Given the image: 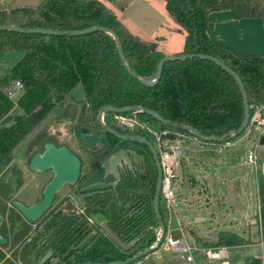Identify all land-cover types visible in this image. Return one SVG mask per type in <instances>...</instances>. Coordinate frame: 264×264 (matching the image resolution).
<instances>
[{"label": "flooded vegetation", "instance_id": "1", "mask_svg": "<svg viewBox=\"0 0 264 264\" xmlns=\"http://www.w3.org/2000/svg\"><path fill=\"white\" fill-rule=\"evenodd\" d=\"M242 1L216 0V8L210 10L229 7L235 18L258 16L252 14V6L244 14H238V6L232 3ZM206 32L208 34L207 27ZM160 55L157 62L162 57L185 54L160 52ZM124 60L128 66L132 62L127 63L125 55ZM186 60L166 61L162 68L170 62L169 71L174 74ZM155 67L152 76L144 78L129 66L138 77L149 80L154 79ZM122 70L126 81L130 75L123 67ZM161 72L156 84L151 86L156 87L155 90L160 89ZM171 82L169 102L159 98L158 90L152 109L143 104H127L126 84L122 86V93L101 103L89 101L83 88L75 85L58 103L61 107L59 126L35 134L27 141L21 155L3 157L0 181L9 178L10 189L6 197L0 193V238L4 240L0 242V264H152L147 262L148 256L159 249L161 242L156 250L129 260L152 247L161 232L154 210L155 197L165 233L167 222L160 193L163 166L171 157L170 170L176 176L177 158L182 153L176 145L194 135L189 130L165 126L151 116L150 119L141 110L111 109L143 107L163 120L189 126L172 121L171 115L164 112L165 107L172 105L171 97L175 101L173 95L178 87ZM77 88L83 93L80 99L73 96ZM155 134L162 140L168 156L162 155L154 140ZM47 144L54 150L61 149L63 154L53 155L49 160L51 164L42 169L32 168L31 160L34 156L42 158ZM56 173L60 176L71 173L72 178L63 179L46 198V186ZM41 203L42 209L31 210L30 216L18 207L32 209Z\"/></svg>", "mask_w": 264, "mask_h": 264}, {"label": "trees", "instance_id": "2", "mask_svg": "<svg viewBox=\"0 0 264 264\" xmlns=\"http://www.w3.org/2000/svg\"><path fill=\"white\" fill-rule=\"evenodd\" d=\"M165 1L168 12L188 28L181 53L218 58L240 78L248 104L263 101L264 57H239L213 43L206 32L205 10L216 8V0ZM130 2L109 0L111 9L97 0H42L35 6L10 9L0 3V25L58 31L105 26L118 37L122 52L129 60L127 63L132 61L130 68L138 76L148 78L153 74L160 52L152 49V43L145 44L130 33L112 10H122ZM9 51L24 54L14 66L0 74V161H4L3 157L6 159L20 139L75 85L83 88L89 101L101 103L122 93V86L126 84L127 104H143L152 109L158 90L159 98L169 102L168 89L172 81L178 87L173 95L175 101L171 97L172 105L165 107L164 112L171 115L172 121L187 124L203 136L226 134L237 129L242 119V102L234 78L210 61L188 59L180 63L174 74L170 72L171 63L164 64L160 89L155 90L156 87L143 86L128 75L125 81L114 42L103 32L61 36L1 30V64L5 63L3 56ZM15 81L22 84L23 90L14 104L6 97L5 90ZM14 105L22 112L9 117ZM9 120L11 124L5 125ZM256 199V218L264 241V180L256 184ZM191 233L203 247L243 244L241 236L228 231H213L204 238L199 237L196 230ZM254 261L260 264L259 259Z\"/></svg>", "mask_w": 264, "mask_h": 264}, {"label": "rangeland", "instance_id": "3", "mask_svg": "<svg viewBox=\"0 0 264 264\" xmlns=\"http://www.w3.org/2000/svg\"><path fill=\"white\" fill-rule=\"evenodd\" d=\"M42 0H0V3L7 9L13 7L35 6ZM106 7H110L109 0H98ZM226 2V1H225ZM223 2V4L225 3ZM238 6L237 13L242 15L248 10L249 6L253 7L255 15L264 18V0H244L240 3H232ZM170 6V4H169ZM247 8V9H246ZM149 13H136V22L141 20L151 21L164 19L165 15L162 10H148ZM118 19L119 13H114ZM171 15V14H170ZM172 16V15H171ZM177 22L176 31L187 34L188 28L172 16ZM132 23L127 22L132 31H137L138 27L131 17ZM143 43H149L140 40ZM149 45V44H147ZM162 50L166 53L169 50L178 47V41L172 38L170 42L164 44ZM153 50H157V45L153 44ZM22 51H9L3 56L4 64L0 63V74L11 68L23 56ZM264 57V56H263ZM1 76V75H0ZM11 87V86H10ZM14 104L16 99H13ZM21 110L14 105L9 111L8 116L12 117L16 114H21ZM61 107L58 103L43 117L29 132L23 136L20 141L11 149L9 154L12 156L19 155L21 150L26 145L27 141L35 134L43 132L51 128H56L60 123L59 118ZM129 116H132L129 115ZM9 120L5 125L11 124ZM258 129L255 128L252 132L240 138L232 146L221 147L215 142L201 141L192 142L189 140H181L176 147L182 150L180 157L177 158L176 176L172 179L175 195L178 199L173 202V210L164 209V221L167 222V228H171L169 234L181 239L183 236L189 244L196 242L192 236V231H197L199 237H206L203 229H209L211 225L204 219L205 213L202 212L206 199L212 201L213 196L219 194V182L226 181L232 183L234 194L237 201L241 202L243 212L234 213L230 210H223L219 216L224 219H233V225H227L226 229L230 232L242 237L243 244L237 246H227V257L222 261L225 264H256L255 259L260 260V264H264V241L260 237L259 221L256 218V184L259 180H264V174L259 168V163L256 168L254 165L248 164L245 161V155L249 150L254 148L255 138L257 137ZM230 141L237 139L236 137L229 138ZM21 155V154H20ZM263 160V159H262ZM262 160H259L261 162ZM202 198V199H201ZM182 199V200H180ZM200 199V200H199ZM227 208V204L225 205ZM248 215L250 218H245ZM201 216L202 221L197 219ZM178 219L182 231L175 225V220ZM250 219V220H248ZM230 227V228H229ZM202 246V245H201ZM139 247H137L138 249ZM160 246L159 250L149 254L147 262L152 264H170L180 258L179 255H172L168 250ZM136 250V249H135ZM196 255V254H195Z\"/></svg>", "mask_w": 264, "mask_h": 264}, {"label": "water", "instance_id": "4", "mask_svg": "<svg viewBox=\"0 0 264 264\" xmlns=\"http://www.w3.org/2000/svg\"><path fill=\"white\" fill-rule=\"evenodd\" d=\"M206 19L207 21V31L210 39L213 43L220 45L223 48L228 49L235 55L239 57H263L264 56V21L259 16H243L235 18L233 16V11L229 7L216 9V10H210L206 9ZM1 30H11L18 33H39V34H50V35H67V36H76V35H82L87 34L91 32H103L107 35H109L115 45L116 53L119 59V62L121 66L126 70V72L133 77L135 80H137L141 85L146 87H151L158 81L160 77L161 68L164 62L166 61H175V60H185V59H201L206 60L214 63L221 69H223L226 73H228L230 76H232L238 86V90L241 97L242 102V119L240 122V125L235 130H230L226 134H223L221 136H202L200 135L196 130L189 126L185 125H179L174 124L171 122H168L166 120H163L160 118L156 113L153 111L143 108V107H137V106H128L120 109H111L118 112H128V111H135V110H141V112L147 114L148 116H151L155 119H157L160 123H162L165 126H170L177 129L182 130H189L195 137H198L202 141H208V142H222L226 139L227 135H239V133L244 128L247 118H248V102L246 98V93L243 87V84L238 77V75L231 70L227 65L222 63L218 58L213 57L208 54H185V55H178V56H168V57H162L156 64L155 67V76L153 80L144 79L138 77L125 63L124 55L122 52L121 44L116 36V34L109 28L105 26H97L93 25L90 27H86L80 30H74V31H58V30H49V29H42V28H21L15 25H0V31ZM83 95L80 88H77L73 91V96L75 99H80ZM110 109V108H107ZM59 150H54L51 145H46V151L43 154L42 158H38L37 156H34L31 160V167L32 168H38L42 169L44 166L51 164L49 161L50 158H52L53 155L60 156L58 154H63ZM258 155L260 157H264V151H259ZM54 157V156H53ZM173 159L171 157L167 158L166 163V173L170 174V166L172 165ZM53 166H55V163H53ZM74 168V167H73ZM58 171V170H56ZM0 172H1V165H0ZM262 172L264 174V164L262 166ZM72 174L66 176H60V174L56 173V176L53 178V180L46 186V198L50 196V192L57 188L59 184L62 182L63 179L71 180ZM9 178L5 181H0V193L3 197H6L9 192ZM157 195V194H156ZM230 195V193H229ZM46 202V200L44 201ZM19 209L26 215L30 216V211L34 209V211H39L43 207V203L38 204L36 206H33L32 209H23L18 205ZM154 210L156 212V217L160 226V234L156 239L155 244L152 247L146 248L142 250L141 252L134 255L129 261H133L137 259L138 257L144 256L154 250L157 249L158 244L161 242L163 233H164V227L162 224V221L160 220V217L157 213V201L156 197L154 200ZM1 222V218H0ZM110 237L115 241L116 237L114 235L110 234ZM4 240L0 238V242H3ZM130 246V245H129ZM128 246V247H129ZM126 247V246H123ZM122 264V263H119Z\"/></svg>", "mask_w": 264, "mask_h": 264}, {"label": "built area", "instance_id": "5", "mask_svg": "<svg viewBox=\"0 0 264 264\" xmlns=\"http://www.w3.org/2000/svg\"><path fill=\"white\" fill-rule=\"evenodd\" d=\"M22 90V84L19 81H15L13 82L11 87L5 90V95L9 100L14 103L13 99L17 100V98L21 95ZM255 128L258 129V134L255 138L254 148L246 153L245 161L248 164L254 165V168H256L259 163V168L262 172L264 157H260L258 155V152L264 151V100L248 104L247 122L242 131L239 133V135H227L225 140H223L222 142L215 143L217 145H220L221 147H230L240 138L249 135ZM231 137H236L237 139H235L234 141H230L229 138ZM154 140L157 142L158 147L162 152V155L168 156L169 152L165 150L164 144L162 140H160L158 134L154 135ZM189 140L192 142H198V140L200 139L194 136H190ZM259 160L262 161L259 162ZM163 168L164 172L160 184V193L163 202V207L167 210H173V202L178 199V195H175L173 193L174 186L172 179L175 178V174L171 171L170 174H167L166 166H163ZM257 212L258 207L256 209V213ZM175 225L180 231H182L183 228L178 219L175 220ZM170 229V227L167 228L166 226L165 233L160 243V246H164L163 249L168 250L169 254L180 256L178 260H176L175 262L173 261L170 264H225L222 261L227 257L226 246L203 247L201 245L197 246L195 243L189 244L184 238V236L181 239H178L175 236H171L169 234ZM135 264L139 263L136 262Z\"/></svg>", "mask_w": 264, "mask_h": 264}, {"label": "crops", "instance_id": "6", "mask_svg": "<svg viewBox=\"0 0 264 264\" xmlns=\"http://www.w3.org/2000/svg\"><path fill=\"white\" fill-rule=\"evenodd\" d=\"M109 8L111 9V6ZM154 9L159 10V13L160 10H162L165 15L164 19H158L156 21H143L139 18L137 20L138 22H136V18H138V16H136V13L146 14L149 13L148 10ZM112 10L114 13H119V17L118 19H116L120 23H122L130 33L137 36L139 40L149 43H155L157 45V50L165 55H175L180 54L182 52L184 45V37L186 34L184 35L182 32L176 31L178 30L176 26L177 22L168 12L165 0H131V2L124 9ZM131 17H133L135 21L134 23L136 24V27H138L137 31H132L127 23L129 21L131 24H133ZM173 37L178 41V47L169 50L165 53L162 48H164V44H168ZM218 187V196L214 195L212 201L210 200V198L206 199L204 207L202 208V212L205 213V216L202 217H204V219L209 223V225H211L209 229H203L204 233L206 234L211 233L213 231L230 232L229 229H226V227L227 225L230 226L234 224L233 219H224L223 216L220 217L219 213H221V211L230 210L231 212H236L240 214L243 212L241 202L239 200L237 201V197L234 194L232 183L221 181L219 182ZM226 204L227 208L225 207ZM256 206H258L257 200ZM245 218H250V216L246 215ZM197 220L202 221L201 216Z\"/></svg>", "mask_w": 264, "mask_h": 264}]
</instances>
